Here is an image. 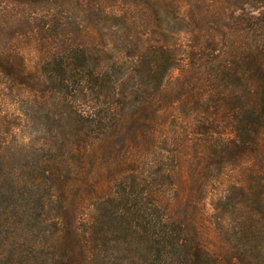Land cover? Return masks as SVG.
I'll return each instance as SVG.
<instances>
[{
	"label": "trees",
	"instance_id": "trees-1",
	"mask_svg": "<svg viewBox=\"0 0 264 264\" xmlns=\"http://www.w3.org/2000/svg\"><path fill=\"white\" fill-rule=\"evenodd\" d=\"M2 113L0 264H264V0H0Z\"/></svg>",
	"mask_w": 264,
	"mask_h": 264
},
{
	"label": "rangeland",
	"instance_id": "rangeland-1",
	"mask_svg": "<svg viewBox=\"0 0 264 264\" xmlns=\"http://www.w3.org/2000/svg\"><path fill=\"white\" fill-rule=\"evenodd\" d=\"M179 76H180V73H179V71L177 69L170 70L168 75H167V77H166V79H165V81H164V83H163V86H162L163 90L164 91L171 90L174 87V85L176 83V80L178 79ZM3 108L4 107H2L1 109H3ZM2 116L5 117V114L4 113L0 114V117H2ZM6 118H4V123L8 124L7 121H6ZM174 121H175L174 119H169L167 121L166 126H167V129L169 130V136H174V135H176L178 133L184 132V130H185L183 128V125H182V123L180 121H175V122ZM0 132L2 134V136H0V141H3V139H4L6 144L12 143L15 140L16 141L21 140V136H17L16 138H12L6 127H2L0 129ZM192 144H190V143H188L187 145L183 144L184 145V149L187 150L188 154L191 155V156L194 155V152H195L194 150L197 147V146H194ZM187 158H189V157L184 158V160H187ZM196 162L197 161H195L192 158H190V159H188V161L186 163L182 164L183 168L181 169V171H182L183 175L186 176V174L191 173L194 170V168L192 166L195 165ZM190 164H191V166H189ZM3 201H5L4 198H2V202ZM204 211L208 215H210L212 213L211 209L208 210V208H206ZM211 221L214 222V219L210 218L209 221H207L205 223L204 222L200 223L199 224L200 232H202L203 235L205 237H207V238H216V236H215L216 229L214 227V224Z\"/></svg>",
	"mask_w": 264,
	"mask_h": 264
}]
</instances>
